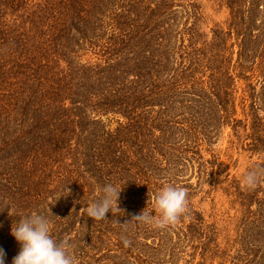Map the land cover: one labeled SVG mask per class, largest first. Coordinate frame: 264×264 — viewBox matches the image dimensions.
<instances>
[{
  "label": "trees",
  "instance_id": "1",
  "mask_svg": "<svg viewBox=\"0 0 264 264\" xmlns=\"http://www.w3.org/2000/svg\"><path fill=\"white\" fill-rule=\"evenodd\" d=\"M199 1L0 0L6 264L12 224L32 213L74 264H264V174L243 183L264 169V0H205L228 13L209 31ZM226 132L242 174L213 149ZM188 171L213 208L223 198L219 215L194 205ZM108 183L119 210L89 218ZM167 184L187 192L179 221H131Z\"/></svg>",
  "mask_w": 264,
  "mask_h": 264
},
{
  "label": "clouds",
  "instance_id": "2",
  "mask_svg": "<svg viewBox=\"0 0 264 264\" xmlns=\"http://www.w3.org/2000/svg\"><path fill=\"white\" fill-rule=\"evenodd\" d=\"M264 169L254 168L243 177L246 187L254 188ZM122 189L108 183L101 189V196L86 208V214L94 220H105L106 213L118 208V198ZM187 192L182 187L167 184L155 194V204L145 207L134 215L131 221H137L156 227H166L176 224L181 214L185 212ZM154 213V214H153ZM130 222V221H129ZM128 223V222H125ZM51 222L39 213H32L19 218L11 226L10 234L19 244L20 250L12 259L11 264H74L73 258L67 251V245L58 243L51 236ZM125 246L129 243L123 238ZM0 264H5V253L0 248Z\"/></svg>",
  "mask_w": 264,
  "mask_h": 264
},
{
  "label": "rangeland",
  "instance_id": "3",
  "mask_svg": "<svg viewBox=\"0 0 264 264\" xmlns=\"http://www.w3.org/2000/svg\"><path fill=\"white\" fill-rule=\"evenodd\" d=\"M201 13H203V27H207V30L211 29L215 24L217 23H225L228 13L225 9H218L216 6H212V4H209L205 2V0L199 1ZM92 54H89L88 58H94ZM245 83L242 81L239 84V91H238V99L237 105H238V111L241 112V108L239 104L242 102L241 98L244 96H247L245 92ZM263 90V89H262ZM260 91V93L262 92ZM109 122V121H108ZM110 124V122H109ZM114 123L111 122V125ZM219 143L216 144V146L213 148L219 153V161L224 164V166L227 168V171L230 175L232 174H242L245 172L248 160L246 158H240L238 154L232 149L230 144V139L227 135V132L225 135L221 136ZM182 182H187L188 185H193V188L195 189L193 193L194 195V205L197 206L201 211L206 213L207 216L210 214L212 215H219V208L221 207V201L223 198L221 197V200L216 202L215 208H213V204L211 205V198L212 195L205 194L206 189H208L207 181L206 179H198L196 174H193L192 171H188L185 174H183L181 178ZM199 182L200 184L198 187H196V183ZM190 183V184H189ZM219 199V197H218ZM226 206V204H225ZM6 264V263H5Z\"/></svg>",
  "mask_w": 264,
  "mask_h": 264
}]
</instances>
